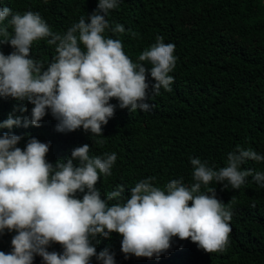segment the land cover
<instances>
[{
	"label": "clouds",
	"instance_id": "obj_1",
	"mask_svg": "<svg viewBox=\"0 0 264 264\" xmlns=\"http://www.w3.org/2000/svg\"><path fill=\"white\" fill-rule=\"evenodd\" d=\"M118 6L119 0H98L87 18L81 16L63 33L52 31L39 12L29 10L21 15L0 7V97L33 105L30 117L22 120L10 113L0 128L39 127L50 110L57 121L56 131L82 128L100 137L102 125L115 112L116 105L110 100H117L120 109L143 112L151 109L147 101L160 95L161 88L172 91L174 77L169 73L176 66L175 45L157 36L134 63L119 39L105 36L106 30L125 33L122 24H110L107 19ZM40 40L55 47L56 55L46 67L31 55L33 42ZM141 62L150 64V69ZM149 75L154 81L151 87ZM20 140L17 135H0V234L5 229L16 233L12 250L0 251V264H33L34 256H40L43 264H90L92 257L115 264L108 249L97 253L91 242L97 236L110 238L113 232L122 236L125 258L159 257L170 248L173 237L189 239L206 253L224 252L234 211L208 186L215 181L222 184L221 190L240 189L245 178L252 176L264 188V172L241 168L248 160L264 161V155L237 146L219 170L200 158H190V187L181 177L161 190L153 186L156 177L151 176L137 182L127 195L125 186L117 184L101 198L95 185L101 175H112L116 153L90 157V146L84 144L53 166L46 160L49 144L30 138L21 149L16 146ZM52 243L61 245L63 252H49Z\"/></svg>",
	"mask_w": 264,
	"mask_h": 264
},
{
	"label": "trees",
	"instance_id": "obj_2",
	"mask_svg": "<svg viewBox=\"0 0 264 264\" xmlns=\"http://www.w3.org/2000/svg\"><path fill=\"white\" fill-rule=\"evenodd\" d=\"M98 0H0V7L13 13L39 12L54 32L63 33L81 16L87 18ZM11 16L4 21L8 23ZM107 19L125 28L123 34L106 30L105 36L119 39L125 54L135 63L150 48L157 36L175 45L176 66L172 91L161 88L160 95L147 102L149 111L129 112L116 105L113 117L102 125V136H93L82 128L73 132L56 131V119L46 110L40 126L0 128V135L21 137L16 145L23 149L30 138L49 144L46 160L55 165L64 161L79 146H90L89 156L116 153L110 177L95 187L101 198L117 184L125 186V195L142 179L154 176L153 186L165 190L172 179L183 177L193 183L190 158L207 161L213 170L226 166L227 154L239 148L264 155V0H119ZM136 32L132 38L129 31ZM33 59L47 63L56 55L46 40L35 41ZM145 67H151L147 62ZM148 83H154L150 75ZM150 91V89H149ZM24 107L27 111L21 112ZM33 105L27 101L0 97V122L11 113L13 118L30 117ZM102 141V143L98 142ZM75 163V162H74ZM242 170L264 172V161H246ZM226 183V181H225ZM218 200L231 205L229 244L224 252L206 253L189 239L173 237L170 248L159 257H135L121 252L122 236H97L92 244L99 253L108 249L115 264H264V188L252 176L240 189L221 190L211 182ZM201 192H206L202 186ZM82 198V193H77ZM255 202V207L251 204ZM110 203H114L110 202ZM15 232L0 234V251L9 253ZM99 243H96V241ZM49 252L62 253L52 243ZM33 264H43L34 256ZM90 264H103L92 257Z\"/></svg>",
	"mask_w": 264,
	"mask_h": 264
}]
</instances>
